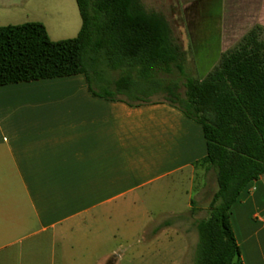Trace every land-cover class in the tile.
I'll use <instances>...</instances> for the list:
<instances>
[{"label":"crops","instance_id":"obj_1","mask_svg":"<svg viewBox=\"0 0 264 264\" xmlns=\"http://www.w3.org/2000/svg\"><path fill=\"white\" fill-rule=\"evenodd\" d=\"M222 1L215 57L198 78L264 27V0ZM27 12L24 0H0V26ZM188 28L200 48L199 25ZM127 97L95 96L82 73L0 85V264H93L95 255L105 264V237L139 231L133 218L150 220L143 205L152 195L185 178L194 189L207 169L203 126L165 99ZM231 221L244 264H264L263 176L233 204Z\"/></svg>","mask_w":264,"mask_h":264},{"label":"trees","instance_id":"obj_2","mask_svg":"<svg viewBox=\"0 0 264 264\" xmlns=\"http://www.w3.org/2000/svg\"><path fill=\"white\" fill-rule=\"evenodd\" d=\"M76 1L82 26L74 38L53 40L40 21L0 26V85L82 73L95 96L127 94L131 105L149 101L142 93L165 91V101L203 126L202 162L216 175L209 213L196 224L195 263L244 264L231 208L264 176V27L253 26L198 78L187 73L186 50L164 13L142 0ZM174 70L184 90L160 76Z\"/></svg>","mask_w":264,"mask_h":264},{"label":"rangeland","instance_id":"obj_3","mask_svg":"<svg viewBox=\"0 0 264 264\" xmlns=\"http://www.w3.org/2000/svg\"><path fill=\"white\" fill-rule=\"evenodd\" d=\"M68 0H24L28 4V12L15 18L14 22L30 21L46 22L50 37L53 40L74 38L75 29L82 26V18L76 0L73 10ZM148 10L164 13L170 21L175 36L187 53L186 71L192 76H203L211 68L215 57V45L219 33V16L223 11L222 0H142ZM197 15L199 17H197ZM200 23V24H199ZM199 25L205 42L200 48L193 44V34L188 26ZM204 45V46H203ZM207 46V48H205ZM203 67L196 64L199 59ZM179 81L182 77L177 70L171 74L162 73ZM115 78L117 72L112 73ZM182 90L184 87L182 86ZM114 95L116 89H105ZM164 100L165 91L145 92L140 99ZM205 166V165H204ZM206 167V166H205ZM264 177V176H263ZM216 175L206 168L196 176L194 189L192 182L185 178L179 185L152 195L143 205V210L150 214V220L142 217L133 218V222L141 221L140 230L126 237H105V264H196V252L199 233L196 224L206 217L210 210V202L217 190ZM193 206L189 209V202ZM149 220V221H148ZM157 235L150 236L147 230H156ZM147 229V230H146ZM92 263L97 264L98 255Z\"/></svg>","mask_w":264,"mask_h":264}]
</instances>
